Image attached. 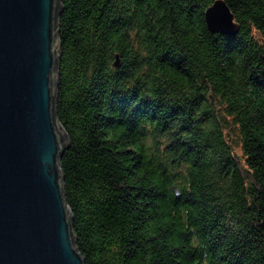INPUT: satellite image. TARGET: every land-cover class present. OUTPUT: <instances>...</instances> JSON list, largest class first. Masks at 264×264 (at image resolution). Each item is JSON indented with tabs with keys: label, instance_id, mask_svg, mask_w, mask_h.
Here are the masks:
<instances>
[{
	"label": "trees",
	"instance_id": "trees-1",
	"mask_svg": "<svg viewBox=\"0 0 264 264\" xmlns=\"http://www.w3.org/2000/svg\"><path fill=\"white\" fill-rule=\"evenodd\" d=\"M60 0L54 111L84 264H264V0ZM117 61V63H116Z\"/></svg>",
	"mask_w": 264,
	"mask_h": 264
},
{
	"label": "water",
	"instance_id": "water-1",
	"mask_svg": "<svg viewBox=\"0 0 264 264\" xmlns=\"http://www.w3.org/2000/svg\"><path fill=\"white\" fill-rule=\"evenodd\" d=\"M59 5L0 0V264H84L63 193L68 140L54 111ZM204 15L211 32L239 29L224 0Z\"/></svg>",
	"mask_w": 264,
	"mask_h": 264
}]
</instances>
